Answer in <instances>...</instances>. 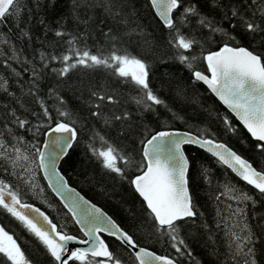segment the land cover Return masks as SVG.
<instances>
[{"label": "trees", "instance_id": "obj_1", "mask_svg": "<svg viewBox=\"0 0 264 264\" xmlns=\"http://www.w3.org/2000/svg\"><path fill=\"white\" fill-rule=\"evenodd\" d=\"M124 2L126 8L123 15L127 24L107 16L102 8L86 9L83 0L81 8L75 11L73 0H21L26 11L15 20L19 28L14 26L13 18H8L6 24L0 25V78L7 79L9 88V92L0 89V122L10 116L9 110H14L18 116L35 124L36 117L32 113L40 112L37 98L48 106L54 118H59L56 110L61 105L57 97L62 98V107L73 115L79 132L69 155L60 163V170L68 183L102 207L125 231L133 235L141 247L161 255L176 257L171 241L167 237L158 236L145 224L144 202L130 183L138 171L133 166H128L127 179L107 173L92 154L91 146L103 150L106 145L99 139L102 136L109 144L128 154L135 163H140V141L157 130L175 128L222 141L254 167L264 170V154L257 148L259 142L250 137L204 84L194 80L192 71L179 60L182 52L184 55H195L197 60L192 62L194 68L204 71V53L217 49L222 44L244 46L264 54V42L259 37L252 39L235 19L231 23H236L237 26L231 27L225 13L228 12L229 5L239 7L241 0H183L185 6L195 5L202 17L218 22L217 27L236 38L229 40L221 32L210 33L207 28L198 25L196 17H191L190 23L181 29L182 34L194 36L200 41L191 52L173 47L170 43L173 39L170 30L155 15L148 0ZM252 10H247L249 16ZM110 28L113 35L120 37L115 42L118 51L137 55L149 65L150 87L164 101V105L155 106L152 110L137 105L135 98L141 93L123 78L115 76L110 68L79 67L71 70L67 76L60 77L50 71L53 67H62L58 62H52L49 68L43 69L37 80L36 97L29 95V89L33 85L30 72H25L24 68L31 69L33 65L41 67V52L60 55L69 48L65 41L70 36L58 37L55 35L56 31L79 37L75 45L77 48L87 49L94 54H107L111 50L112 41L103 33H107ZM21 29L28 35L24 36ZM5 40L8 41L7 44L3 42ZM13 49L19 53L20 60L9 59V63L22 73L21 76H16L11 69L3 67V61L12 56ZM92 92L114 95L118 103H102L100 111L103 118L93 117V105L101 102L92 96ZM124 113L128 114L127 119H113L114 115L123 116ZM224 117L236 127L235 133L225 129L222 122ZM104 119L109 123L105 124ZM13 132L23 137L19 147L30 157L34 153L32 145L41 144L44 138V135L34 136L27 129L13 127ZM97 133L99 136H96ZM185 151L190 161L188 186L197 216L178 222V236L184 240L187 251L191 253V256L178 257V263L237 264L239 261L242 264L240 257L232 258L229 248L231 238L226 235V225L238 222L232 231L239 230L238 234L243 235L241 229L244 224L248 225L255 241L256 262L264 264V195L241 181L207 152L193 146H187ZM9 171L13 169L9 168ZM14 171L23 172L18 167ZM0 179L18 186L24 193V200L46 210L59 230L79 233L70 215L48 189L40 173L36 189L25 186L2 169ZM225 185L247 192L253 197V200L239 205L244 209V214L232 217L231 220L228 217L236 211L237 204L226 199L227 194L220 196L225 191ZM217 196H220L219 200ZM228 204L232 205L231 209L227 207ZM0 225L14 234L31 264H53L31 234L3 210H0ZM105 239L113 251L127 260V264H132L128 251L121 248L118 241L110 237ZM69 264L80 262L70 261Z\"/></svg>", "mask_w": 264, "mask_h": 264}, {"label": "snow or ice", "instance_id": "obj_2", "mask_svg": "<svg viewBox=\"0 0 264 264\" xmlns=\"http://www.w3.org/2000/svg\"><path fill=\"white\" fill-rule=\"evenodd\" d=\"M83 4L86 9L102 8L107 16L120 23H128L123 15L126 8L124 0H83ZM148 5L170 30L173 37L170 43L177 49L191 52L194 46L200 44L196 37H189L181 32V29L190 23L191 17H196L198 25L201 28H207L210 33L221 32L229 40L236 39L226 30L217 27L218 22L206 16L202 17L195 5L185 6L183 0H148ZM81 6L82 0H73L74 11ZM249 8L253 9L250 16L247 14ZM25 11L21 0H0V25L6 24L8 18H13L14 26L19 28L15 20L19 19ZM225 15L230 23L233 19L237 20L244 32L252 39L259 37L264 42V0H250V2L241 0L239 7L229 5ZM236 26V23H231V27ZM21 32L24 36L28 35L23 29ZM55 35L70 36V39L65 41L69 48L60 55L41 52L39 54L41 67L37 68L33 65L31 69L24 68L25 72H30L33 85L29 89V95L36 97L37 80L43 69L49 68L52 62H58L62 67L59 69L53 67L50 71L60 77L67 76L71 70L79 67L110 68L115 76L123 78L141 93L138 98H135L137 105L147 110L164 105V101L150 87L149 65L137 55L118 51L115 42L120 37L113 35L111 28L107 33H103L109 41H112L111 50L107 54L103 52L94 54L87 49L75 47L80 39L77 36L63 31H56ZM3 42L8 43L7 40ZM9 59L20 60L19 53L13 49L12 56L3 61V67L11 69L16 76H21V72L12 68ZM179 60L192 71L195 81L206 84L219 101L235 115L243 127L259 142L257 148L264 154V54L246 47H232L225 43L219 51L203 56L207 65L206 70L210 75L195 70L192 63L197 60L195 55H184L182 52ZM0 89L9 92L7 79L0 78ZM9 94L14 95V93ZM92 96L101 102L93 105L95 109L91 112L93 117L103 118L100 111L102 103H118L114 95L92 92ZM57 101L61 105L56 110L59 118H54L48 106L37 98L36 103L40 106V112L32 113L36 117L35 124L27 118L18 116L14 110H9L10 116L0 122V169L31 189L38 186L35 182L36 173H42L43 178L48 182V187L60 197L64 207L71 214L75 224L80 226V231L85 237L79 239L58 230L57 224L49 215L24 201V193L18 186L0 179V210L14 218L31 234L42 246L44 253L51 258L53 264H69V261L80 262V264H127V260L110 248L102 234H107L118 241L121 248L128 251L132 264H178V257L191 256L184 240L178 236V222L197 216L188 187L190 161L184 154L183 145L198 144L218 158L221 163L227 165L233 173L251 185L259 194L264 195V170L257 169L226 144L210 136L201 137L188 132L175 131L155 132L140 141L143 145L140 163H135L128 154L100 136L99 139L106 147L98 150L91 146V151L107 173L127 179L128 166H133L140 173L134 175L130 183L134 191L143 199L146 213L145 224L158 236L167 237L171 241V247L177 253L176 257L158 255L148 248L141 247L133 235L125 231L107 213L95 204L84 200L75 193L74 189L68 188L60 174L58 164L69 155V150L77 141L79 132L73 115L62 107L63 99L57 97ZM127 118V113L123 116H113L115 120ZM222 122L227 131L236 132V127L227 117H224ZM104 123L107 124L109 121L104 119ZM13 127L32 131L34 136L44 135L47 140L43 144H33L34 153L30 157L21 151L19 145L23 142V137L15 134ZM96 136L99 134L97 133ZM21 161H30L35 168L28 167ZM17 167L23 172L14 171ZM9 168L13 171H9ZM225 195L226 199L235 201L237 204L236 211L228 217L229 220L235 216H242L244 209L239 205L253 200L247 192L237 190L230 185H225V191L220 193V196ZM220 196H217L218 200ZM227 207L231 209L232 205L228 204ZM237 223L226 225L228 227L226 235L231 238L229 248L232 251V258L240 257L242 264H257L253 234L247 224H244L241 229L243 235L232 231ZM70 243L87 247L70 249L68 247ZM0 264H31L17 238L3 225H0ZM237 264L240 262L238 261Z\"/></svg>", "mask_w": 264, "mask_h": 264}, {"label": "water", "instance_id": "obj_3", "mask_svg": "<svg viewBox=\"0 0 264 264\" xmlns=\"http://www.w3.org/2000/svg\"><path fill=\"white\" fill-rule=\"evenodd\" d=\"M154 11V10H153ZM155 13V12H154ZM158 17V16H157ZM158 19L160 20V18L158 17ZM161 21V20H160ZM162 22V21H161ZM163 23V22H162ZM164 25V24H163ZM223 47V45L221 46V47H219L217 50H214V51H219L221 48ZM214 51H211V52H214ZM208 53H210V52H207L204 56H206ZM204 63H205V66H206V69H207V65H206V62L204 61ZM197 70V69H196ZM201 72H203V71H201ZM203 73H205L206 75H210V73H208L207 72V70L205 71V72H203ZM200 82H202V81H200ZM203 83V82H202ZM204 84V83H203ZM206 87H207V89L210 91V89L208 88V86L206 85V84H204ZM211 92V91H210ZM211 94L219 101V99H218V97H216L215 96V94L214 93H212L211 92ZM222 105H223V103L221 102V101H219ZM226 109H227V107L225 106V105H223ZM228 110V109H227ZM229 112H230V110H228ZM231 113V112H230ZM234 117H235V115L233 114V113H231ZM235 119L238 121V119L235 117ZM239 122V121H238ZM240 123V122H239ZM241 124V123H240ZM242 125V124H241ZM242 127H243V125H242ZM244 128V127H243ZM245 130H246V132L251 136V134L247 131V129L246 128H244ZM158 131H175V132H181V133H183V132H188V133H192L193 135H197V134H195V133H193V132H190V131H187V130H182V129H175V128H166V129H160V130H157V131H155V132H158ZM154 132V133H155ZM154 133H152V134H154ZM251 138L252 139H254L255 140V138H253L252 136H251ZM174 139H175V137H174ZM47 140V137L46 136H44V138H43V141H42V143L41 144H43L45 141ZM218 142H221V141H218ZM223 143V142H222ZM225 144V143H224ZM227 145V144H226ZM187 146H193V147H196V148H199V149H201V150H203V151H205V152H207L208 154H210L212 157H214L210 152H208L206 149H204V148H201L198 144H187V145H183L182 147H183V151H184V154L187 156V154H186V151H185V148L187 147ZM228 146V145H227ZM142 147H143V145H142ZM229 147V146H228ZM229 148H231V147H229ZM232 149V148H231ZM233 150V149H232ZM233 151H235V150H233ZM236 152V151H235ZM237 153V152H236ZM238 154V153H237ZM238 155H240V154H238ZM241 156V155H240ZM242 158H244L243 156H241ZM215 159H217L218 161H219V159L218 158H216V157H214ZM245 159V158H244ZM247 160V159H246ZM62 161V160H61ZM61 161L59 162V164H58V168H59V171H60V174L63 176V178H64V180H65V182H66V184H67V186H68V188H70V189H74L75 190V193L76 194H78L80 197H82L84 200H86V201H89V202H91L89 199H87L79 190H77L75 187H73V186H71L69 183H68V180L66 179V177L63 175V173L61 172V170H60V163H61ZM220 162V161H219ZM223 164V163H222ZM224 165V164H223ZM225 167H227L228 168V166L227 165H224ZM228 169H230V168H228ZM231 170V169H230ZM231 172H232V170H231ZM233 173V172H232ZM140 174V173H139ZM235 176H237L235 173H233ZM138 175V174H137ZM41 176H42V178H43V175H42V173H41ZM238 177V176H237ZM134 178V177H133ZM132 178V179H133ZM239 179H241L240 177H238ZM43 180L45 181V183H46V185H47V187H48V182H47V180L46 179H44L43 178ZM242 180V179H241ZM243 181V180H242ZM244 182V181H243ZM246 183V182H245ZM247 184V183H246ZM249 186H251V185H249ZM133 187V186H132ZM189 187V186H188ZM252 187V186H251ZM49 188V187H48ZM50 189V188H49ZM133 189H134V187H133ZM50 191H51V189H50ZM52 192V191H51ZM53 193V192H52ZM137 193V192H136ZM138 194V193H137ZM53 195L60 201V203L63 205V202L61 201V199H60V197H58V196H56L54 193H53ZM139 195V194H138ZM140 197V196H139ZM141 199H142V197H140ZM143 200V199H142ZM28 203V202H27ZM92 203V202H91ZM29 204H31V203H29ZM92 204H94V203H92ZM33 205V204H32ZM35 207H37L36 205H34ZM97 206V205H96ZM63 207H64V205H63ZM98 208H100L99 206H97ZM39 208V207H38ZM65 208V207H64ZM66 209V208H65ZM100 209H102V208H100ZM67 210V209H66ZM103 210V209H102ZM41 211H43L42 209H41ZM104 211V210H103ZM68 212V211H67ZM105 212V211H104ZM105 213H107V212H105ZM70 214V213H69ZM71 215V214H70ZM107 215L108 216H110L108 213H107ZM111 217V216H110ZM112 218V217H111ZM113 219V218H112ZM114 220V219H113ZM74 221V220H73ZM115 221V220H114ZM116 222V221H115ZM117 223V222H116ZM118 224V223H117ZM77 225V224H76ZM77 227H78V229L80 230V226L79 225H77ZM81 232V231H80ZM82 233V232H81ZM83 234V233H82ZM73 236H75V235H73ZM102 236H103V238H104V236H107V234H102ZM77 237V236H76ZM77 238H79V239H83V238H80V237H77ZM113 238V237H112ZM68 247L70 248V249H75V248H77V247H87L86 245H80V244H77V243H70L69 245H68ZM156 253V252H155ZM156 254H158V253H156ZM158 255H160V254H158ZM162 256H167V255H162ZM70 262V261H69Z\"/></svg>", "mask_w": 264, "mask_h": 264}, {"label": "rangeland", "instance_id": "obj_4", "mask_svg": "<svg viewBox=\"0 0 264 264\" xmlns=\"http://www.w3.org/2000/svg\"><path fill=\"white\" fill-rule=\"evenodd\" d=\"M26 155V154H25ZM21 163L22 164H25L26 166H28V167H31V168H35V165L34 164H31L30 163V161H28V162H25V161H21ZM19 168V167H18ZM20 169V168H19ZM22 170V169H21ZM39 173L40 172H37L36 173V175H35V182L37 183L38 182V178H39ZM38 187V186H37ZM36 189V188H35ZM38 193H40V191L38 192ZM236 233H238L239 232V230L238 231H235ZM240 233H241V231H240ZM19 243V242H18Z\"/></svg>", "mask_w": 264, "mask_h": 264}, {"label": "flooded vegetation", "instance_id": "obj_5", "mask_svg": "<svg viewBox=\"0 0 264 264\" xmlns=\"http://www.w3.org/2000/svg\"><path fill=\"white\" fill-rule=\"evenodd\" d=\"M24 201H27V200H24ZM27 202H29V201H27ZM60 203V202H59ZM33 204H35V203H33ZM61 204V203H60ZM37 205V204H36ZM39 206V205H38ZM39 207H41V206H39ZM100 207V206H99ZM42 208V207H41ZM100 208H102V207H100ZM43 209V208H42ZM103 209V208H102ZM104 210V209H103ZM46 211V210H45ZM105 211V210H104ZM47 212V211H46ZM106 212V211H105ZM48 213V212H47ZM49 215V214H48ZM77 227V226H76ZM78 229V228H77ZM78 231H79V233L78 234H72V235H75V236H77V237H80V238H85L84 236H83V234L80 232V230L78 229ZM108 237V236H107ZM106 242H107V240H106ZM108 243V242H107ZM109 244V243H108ZM110 246V245H109Z\"/></svg>", "mask_w": 264, "mask_h": 264}]
</instances>
